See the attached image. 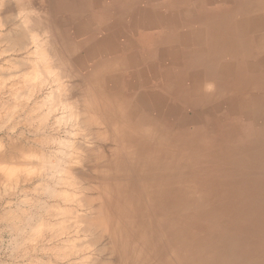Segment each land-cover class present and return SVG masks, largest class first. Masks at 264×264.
Here are the masks:
<instances>
[{"label": "bare ground", "instance_id": "obj_1", "mask_svg": "<svg viewBox=\"0 0 264 264\" xmlns=\"http://www.w3.org/2000/svg\"><path fill=\"white\" fill-rule=\"evenodd\" d=\"M111 1L0 0L8 247L42 252L32 264H264V0H203L187 31L155 0ZM191 46L216 87L185 130L159 89Z\"/></svg>", "mask_w": 264, "mask_h": 264}, {"label": "rangeland", "instance_id": "obj_2", "mask_svg": "<svg viewBox=\"0 0 264 264\" xmlns=\"http://www.w3.org/2000/svg\"><path fill=\"white\" fill-rule=\"evenodd\" d=\"M44 1L46 0H36V3H37L36 5L46 6L47 3L46 2L44 3ZM52 1L54 2V0ZM60 1L61 0H56V2H60ZM174 1L175 0H155L154 2L155 7L159 11L158 10L157 11L154 10V11H156L157 13L161 12V14H164L165 17L173 16V19L182 27V31L188 30L187 22L190 23L193 21V24L190 26L189 30L192 28H195V26L201 25L198 22L199 19L203 18L204 19L203 24H207L206 19L209 18V16L211 15L213 11V10H208L206 8L200 9L198 7V5L205 6L203 5V0H191V1L190 0L188 1L187 0H183V1L176 0L175 2ZM217 1L218 0H206L205 2H208L206 6H214V4ZM85 3L87 4V6H94L92 7L93 9L95 8L97 9L98 6L103 8L104 6H114L115 5L111 0H85ZM179 3L182 6H180ZM191 47L192 49H186L183 51L184 56L182 57L183 59L179 62L178 73L177 71L172 70L171 72L167 74L168 69L166 70L163 69L164 76H166V78L163 80L164 85H162L161 86L162 88L159 89V92L161 95H164V96L166 95L167 99H170L169 105L171 106L167 107V109L174 107L176 111L181 115V118L179 120H176V122L179 123L181 126L183 125V128L185 130H192L193 127L198 122H199V127L206 126L207 123L205 121V118L202 117V113L203 114L205 113L203 99L207 97V95H209L213 91V89L210 88V85L215 80V78L212 77L211 79L212 82L210 81V78L208 77V75H212V72L209 71V68L207 66H205L206 68L200 66L202 63L200 57L195 58L193 56L192 57L188 56L192 52L193 49L199 50L197 49L196 46H191ZM206 47H209V45H207ZM202 50L206 51L205 48ZM161 67L163 68L162 65ZM206 74H207V77H206ZM199 79H201L202 81L199 82ZM213 85L216 87L214 83ZM207 110L208 109L206 108L205 111ZM14 120H15V117L12 119L11 124L14 122ZM217 122L220 125L224 123V120L220 119ZM240 126H241L240 124H236V125L229 127L231 131V135L238 136L239 134L238 128ZM19 132H20L19 129L15 130V134H18ZM1 136H2V132L0 133V137ZM16 204H17V201L16 200L14 201V199L12 200L9 197H5L1 199L0 200V214L3 212V208H7L9 206H15ZM26 206H27L26 207L27 209H30L31 211H33V208L30 204H26ZM5 224L6 223L4 221L0 220V264H32L29 262V260H34L36 258V255H38L39 252L29 249L27 251L28 259L25 260V258L22 257V254L20 252H17L15 250L12 251L11 250L12 248L8 247L9 246L8 243L11 237H13L14 235L10 234L8 229H5ZM153 237L154 235L150 236L147 239V243H151ZM167 249H168V246L162 245L160 240H158L155 243V252L158 255L157 257L163 261H168L170 263L171 254L167 253ZM39 255H42V252L39 253ZM154 258L155 257H153L152 260H155V262L157 261L159 263L158 259L157 258L154 259ZM55 262L56 263H53V264H66L65 261L63 260H57Z\"/></svg>", "mask_w": 264, "mask_h": 264}]
</instances>
